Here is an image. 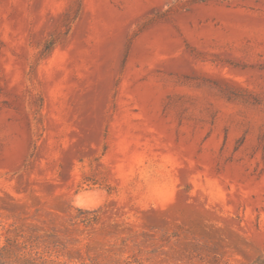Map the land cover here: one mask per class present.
Returning a JSON list of instances; mask_svg holds the SVG:
<instances>
[{"label": "rangeland", "instance_id": "1", "mask_svg": "<svg viewBox=\"0 0 264 264\" xmlns=\"http://www.w3.org/2000/svg\"><path fill=\"white\" fill-rule=\"evenodd\" d=\"M0 264H264V0H0Z\"/></svg>", "mask_w": 264, "mask_h": 264}]
</instances>
